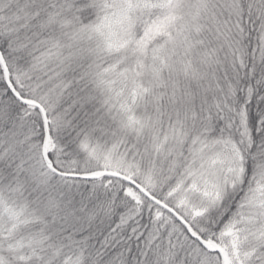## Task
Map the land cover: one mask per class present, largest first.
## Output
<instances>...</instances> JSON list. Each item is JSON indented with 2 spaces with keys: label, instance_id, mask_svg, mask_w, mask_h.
I'll return each instance as SVG.
<instances>
[{
  "label": "snow or ice",
  "instance_id": "1",
  "mask_svg": "<svg viewBox=\"0 0 264 264\" xmlns=\"http://www.w3.org/2000/svg\"><path fill=\"white\" fill-rule=\"evenodd\" d=\"M0 264H264V0H0Z\"/></svg>",
  "mask_w": 264,
  "mask_h": 264
}]
</instances>
